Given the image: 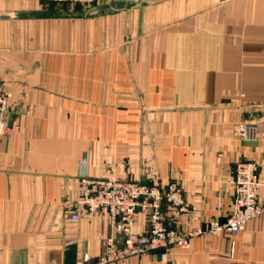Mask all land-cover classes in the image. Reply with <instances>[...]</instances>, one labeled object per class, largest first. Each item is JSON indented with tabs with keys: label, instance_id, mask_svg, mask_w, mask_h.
<instances>
[{
	"label": "crops",
	"instance_id": "0c3cea01",
	"mask_svg": "<svg viewBox=\"0 0 264 264\" xmlns=\"http://www.w3.org/2000/svg\"><path fill=\"white\" fill-rule=\"evenodd\" d=\"M0 81V264L101 256L115 233L107 210L85 213L82 176L177 181L199 216L165 203L171 227L203 231L190 249L111 264H264V214L237 235L207 230L233 210L240 161L258 163L264 199V0H0Z\"/></svg>",
	"mask_w": 264,
	"mask_h": 264
},
{
	"label": "built area",
	"instance_id": "2783aa9c",
	"mask_svg": "<svg viewBox=\"0 0 264 264\" xmlns=\"http://www.w3.org/2000/svg\"><path fill=\"white\" fill-rule=\"evenodd\" d=\"M49 3H70L91 7L107 0H37ZM11 107L10 94L0 81V136L12 130L9 122ZM242 137L254 138V129L247 123L239 128ZM234 184L236 195L233 210L225 222L212 219L208 231L212 233L229 232L237 235L246 224L264 214V199L260 197L261 181L259 165L256 161L246 160L237 164ZM80 201L86 214H95L107 210L111 227L115 235L105 238L104 251L101 256L92 261L88 253L78 258L76 264H111L133 256H142L161 248L188 250L194 236L202 230L194 229L181 232L169 225L163 211L165 203L178 213H188L193 220H198L195 207L185 199L180 183L171 181L166 184H145L138 181L120 180L116 178H89L82 176L80 181ZM139 208L150 209L148 229L139 233L135 229L136 216ZM73 219L81 217V213L71 215ZM121 237V242L117 237Z\"/></svg>",
	"mask_w": 264,
	"mask_h": 264
},
{
	"label": "water",
	"instance_id": "95a60500",
	"mask_svg": "<svg viewBox=\"0 0 264 264\" xmlns=\"http://www.w3.org/2000/svg\"><path fill=\"white\" fill-rule=\"evenodd\" d=\"M116 7H117V5L114 4V5L110 8V10H113V9L116 8Z\"/></svg>",
	"mask_w": 264,
	"mask_h": 264
},
{
	"label": "rangeland",
	"instance_id": "374dc122",
	"mask_svg": "<svg viewBox=\"0 0 264 264\" xmlns=\"http://www.w3.org/2000/svg\"><path fill=\"white\" fill-rule=\"evenodd\" d=\"M107 1H111V0H107ZM43 3V2H42ZM70 4V3H69ZM71 5H73V4H71ZM74 6H76V5H74Z\"/></svg>",
	"mask_w": 264,
	"mask_h": 264
}]
</instances>
